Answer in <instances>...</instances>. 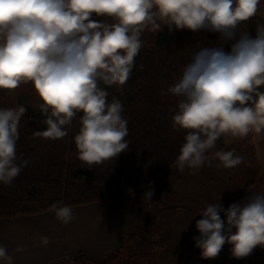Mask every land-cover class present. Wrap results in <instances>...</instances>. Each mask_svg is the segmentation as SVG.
I'll use <instances>...</instances> for the list:
<instances>
[{
	"label": "clouds",
	"instance_id": "9594fccd",
	"mask_svg": "<svg viewBox=\"0 0 264 264\" xmlns=\"http://www.w3.org/2000/svg\"><path fill=\"white\" fill-rule=\"evenodd\" d=\"M260 4L261 0H0V90L32 84L47 126L33 132L34 138L63 139L79 115L76 156L91 168L116 160L129 148L122 102L115 95L109 102L106 89L115 87L123 95L144 46V32L167 27L170 33L187 29L217 34L219 44L194 52L179 78L161 94L176 99L171 129L185 133L176 168L195 174L212 159L232 168L243 157L234 150L213 151L217 141L223 138L231 144L250 133L264 134V22L256 23L255 35L241 28L257 15ZM26 112L23 105L0 108L4 186H11L30 162L16 151ZM152 183L143 194L147 200L154 195ZM248 193L227 209L219 197L198 213L199 236L193 240L202 258H217L226 243L237 259L264 247V192ZM49 210L64 225L76 219L69 205L56 202ZM50 243V237H38L39 247ZM25 251L26 246L14 249L16 254ZM0 262L15 264L4 245Z\"/></svg>",
	"mask_w": 264,
	"mask_h": 264
},
{
	"label": "trees",
	"instance_id": "16d2710c",
	"mask_svg": "<svg viewBox=\"0 0 264 264\" xmlns=\"http://www.w3.org/2000/svg\"><path fill=\"white\" fill-rule=\"evenodd\" d=\"M258 21L264 19L256 15L241 28L255 35ZM141 39L144 46L135 58L123 95L115 87L106 89L110 93L109 102L113 95L122 102V115L127 120L129 148L116 160L88 168L77 158L74 136L79 128V115L63 139L34 138L33 132L46 130L47 126L36 107L42 101L32 84H22L12 91L0 90V108L23 105L27 109L20 121L16 151L30 161L11 186L0 184V219L40 215L49 212L56 202L75 207L121 200L175 165L185 133L172 131L176 99L161 92L179 78L194 52L219 44V38L214 33L187 29L170 33L165 27L158 33L146 30ZM229 50L225 45V51ZM239 141L252 184L261 171L254 133ZM158 242L162 243L155 238L150 240L152 244ZM126 248L119 249L114 259L122 260ZM73 260L75 264H101L84 254Z\"/></svg>",
	"mask_w": 264,
	"mask_h": 264
},
{
	"label": "crops",
	"instance_id": "0c3cea01",
	"mask_svg": "<svg viewBox=\"0 0 264 264\" xmlns=\"http://www.w3.org/2000/svg\"><path fill=\"white\" fill-rule=\"evenodd\" d=\"M257 15L264 19V0H261ZM254 142L258 162L261 169H264V134H254ZM262 189L261 192H264V188ZM71 208L76 219L67 225L60 223L51 211L35 216L0 219V245L7 247L9 255H14L15 264H75L73 259L78 254L105 264L103 259L111 257L115 260L112 255L131 244V235L139 238L143 236L145 222L138 221L127 198ZM166 232V226H161L157 234L152 235L163 242H158L159 246L152 244L155 248L160 247L152 258L162 259L159 254L161 248L173 247L170 243L166 247L169 242L164 238ZM42 235L51 238V243L46 248L38 246V237ZM18 246H26V251L22 254L14 253ZM182 246L189 248V243ZM231 247L226 243L214 259L202 258L201 250L198 249L181 264H264V247L258 246L252 254L240 259L232 256ZM171 254L170 258L177 264L180 255L176 252ZM162 263H165V259L160 262L154 259L150 264Z\"/></svg>",
	"mask_w": 264,
	"mask_h": 264
},
{
	"label": "rangeland",
	"instance_id": "374dc122",
	"mask_svg": "<svg viewBox=\"0 0 264 264\" xmlns=\"http://www.w3.org/2000/svg\"><path fill=\"white\" fill-rule=\"evenodd\" d=\"M217 150H234L235 153L243 157V161L238 166L224 168L219 166L218 160L212 159L211 165L205 164L197 170L195 174H190L188 169L181 173L176 166L154 177L151 181L139 186L126 198L136 213L138 221H144L145 228L142 237L130 236L131 244L126 246L127 254L122 260H113L111 257L103 259L105 264H150L152 260L160 262L165 259L164 264H172L174 259L171 253H178L181 264L191 257L199 249L193 237L199 236L196 229V221L201 218L198 213L209 203L219 201L227 209L232 203L240 202L246 197L249 191H262L264 188V169H261L255 181L250 184L251 174L244 159L243 149L239 139L231 144H225L223 138L216 144ZM211 159V156H209ZM262 175V177H261ZM150 182L154 189L151 200L144 198L143 194L148 190ZM222 219L226 217L221 214ZM161 226H166V238L173 244L172 248H161L162 259L152 258L156 249L150 241L157 237ZM157 229V230H156ZM156 231V232H155ZM134 233V232H133ZM162 242V241H160ZM163 243V242H162ZM185 243H189V248H184ZM156 246H159L156 243ZM183 247V248H182ZM116 255V254H115ZM115 255H112L115 257ZM163 264V263H162ZM176 264V263H173ZM195 264V263H194Z\"/></svg>",
	"mask_w": 264,
	"mask_h": 264
}]
</instances>
